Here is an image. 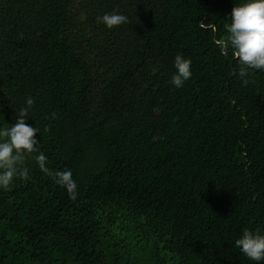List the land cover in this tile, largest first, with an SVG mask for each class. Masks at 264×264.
Here are the masks:
<instances>
[{"label":"trees","instance_id":"obj_1","mask_svg":"<svg viewBox=\"0 0 264 264\" xmlns=\"http://www.w3.org/2000/svg\"><path fill=\"white\" fill-rule=\"evenodd\" d=\"M245 2L0 0V128L32 97L47 166L78 185L26 160L0 188V264H264L235 247L264 233V70L245 85L217 44ZM113 11L129 23H97Z\"/></svg>","mask_w":264,"mask_h":264},{"label":"clouds","instance_id":"obj_2","mask_svg":"<svg viewBox=\"0 0 264 264\" xmlns=\"http://www.w3.org/2000/svg\"><path fill=\"white\" fill-rule=\"evenodd\" d=\"M97 23L105 24L109 29L129 23V18L116 11L105 13L97 17ZM228 36L217 41L222 54H226L229 45L234 50V56L239 60V77L249 75V69L264 70V0H246L245 3L233 7L231 23L225 25ZM191 59L177 54L174 60L176 72L170 83L175 87H182L184 82L191 78ZM245 85L247 79H243ZM34 104L32 97L27 98L26 107L21 108L16 122L10 127L0 128V188L10 190V186L17 178L30 179L26 160L31 157L39 168L51 176L61 187L66 188L70 198H77V183L69 169L54 171L47 166L48 158L40 151L37 139L39 127L26 123L25 117ZM56 113H52L55 119ZM39 153L38 155H32ZM235 247L240 249L244 256L252 261H264V233L244 230L235 240Z\"/></svg>","mask_w":264,"mask_h":264}]
</instances>
